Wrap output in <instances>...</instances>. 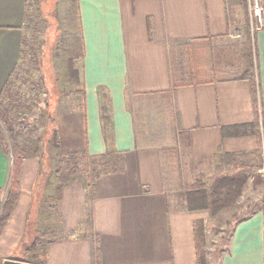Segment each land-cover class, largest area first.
<instances>
[{
    "label": "crops",
    "instance_id": "obj_1",
    "mask_svg": "<svg viewBox=\"0 0 264 264\" xmlns=\"http://www.w3.org/2000/svg\"><path fill=\"white\" fill-rule=\"evenodd\" d=\"M78 11L82 89L59 92L44 128L54 120L55 143L68 148L61 154H87L99 177L91 191L70 182L57 194L51 172L38 180L40 160L23 158L0 250L15 249L25 215L38 207L60 220L46 212L39 218L48 233L40 239L50 241L42 247L44 264H197L193 223L204 211L188 210L180 193L213 174L219 151L253 153L264 141V29L255 33V103L241 78L244 40L231 39L240 0H78ZM25 12L26 0H0V95L20 60ZM98 87L110 97L111 149ZM11 171L0 146V188ZM229 252L219 264H263L262 215L236 226Z\"/></svg>",
    "mask_w": 264,
    "mask_h": 264
},
{
    "label": "rangeland",
    "instance_id": "obj_2",
    "mask_svg": "<svg viewBox=\"0 0 264 264\" xmlns=\"http://www.w3.org/2000/svg\"><path fill=\"white\" fill-rule=\"evenodd\" d=\"M26 11L28 19L23 26V42H25V46L24 49L22 48L23 53H21L18 66L10 81L12 96L10 99L5 96V98H2V102L9 105L8 100H12L13 103L19 104L10 111V117L13 120L16 138L23 148L22 156L25 159L27 157H36L35 159L39 160L42 158L39 161L40 173L38 180H44L51 172L52 182L50 185H52L57 181L54 170L57 168L59 157L68 155L61 154V152L67 153L68 148L65 145L64 149H62V145H57L55 142H53L54 144L47 142L51 134H43L44 117H46L45 103L48 101V111L51 115H54L60 99L59 92L69 96L80 89L79 82L71 77L67 68L68 53H66V45L62 47L58 44L59 37L66 39L73 38V33L76 31L78 23L74 12H70L68 0H26ZM249 12V0H240V27L236 31L239 34V38H235V32L232 33L231 39L236 41L245 40L248 28L252 43L255 45V33L250 31ZM216 51L214 49V52ZM56 52L58 56L54 55ZM170 58L172 69L176 73L179 64L175 57V51H171ZM179 59L180 63L184 64V67L186 64L188 65V50H184ZM189 66L191 65L189 64ZM77 69H80L79 65ZM49 124L50 129L55 128L54 120ZM0 128L9 145H11L7 127L2 120H0ZM41 136L42 145L40 141ZM53 141L56 140L53 139ZM259 146L263 160L262 168L257 170L256 162L251 158L249 160V173L251 175L257 171L263 179L262 183L256 184L250 178L238 204L233 209L224 210L213 218L209 217L207 212H203L204 217L202 219L206 223L203 251L206 254L207 264H219L223 254L231 251L232 235L241 220H246L253 215L263 216L264 141ZM75 155L79 158L78 165L82 169L85 166L84 159L81 158L82 155ZM8 156L11 162V154ZM45 157L49 159L51 166L47 161H44ZM40 212L38 207H33L27 212L23 225L19 228L17 246L12 252L11 249L9 251L0 250V264L8 257L16 260H27L31 257H36V261L40 260L37 257L42 255L44 243L43 239H39L48 235V233H43L42 228L44 227L41 224L37 226L41 214L46 212V215L50 214L49 218L51 220L54 219V223L56 221L60 222L56 218L54 211H45L44 209L41 214ZM44 217H42V221L46 220ZM238 221L239 223L234 227V224ZM39 241L42 242L41 245L38 244ZM4 255L8 257H4Z\"/></svg>",
    "mask_w": 264,
    "mask_h": 264
},
{
    "label": "trees",
    "instance_id": "obj_3",
    "mask_svg": "<svg viewBox=\"0 0 264 264\" xmlns=\"http://www.w3.org/2000/svg\"><path fill=\"white\" fill-rule=\"evenodd\" d=\"M70 4V12H74L75 19L78 23L76 31L73 33V38L66 39L59 37L58 44L64 47L66 45L67 54V68L70 72L72 78L80 84V90L82 89V84L80 81V69L78 70V65H81V61L84 56L83 48V38L81 34V28L79 23V11H78V0H68ZM27 11L25 12V21L27 18ZM244 40V52L243 60L245 62V70L241 78L248 81L250 85V91L254 102L256 103V92H257V63H255L254 55L256 52L255 45L252 43L250 32H248ZM25 42H23V49ZM22 49V53H23ZM59 49V48H58ZM57 52L54 54L56 55ZM58 56V55H56ZM18 66V65H17ZM17 68V67H16ZM16 70V69H15ZM15 72V71H14ZM10 75L6 85L2 89L0 95V120L6 125L7 131L10 136L11 145H9L6 140L1 128H0V146L4 154L10 155L12 157V171L9 183L5 188H0V233L8 220L10 214L14 210L19 193V174L21 162L23 159L22 153L23 148L16 138L15 129L13 126V120L10 117V111L18 106L13 103L12 100H8V104H3L2 98L7 96L8 99L12 96V90L10 89V81L14 74ZM98 98L100 101L99 115L102 124V131L106 142L108 143V148L111 149V138H112V108L110 97L107 90L104 87H98ZM75 91L73 93H76ZM6 98V99H7ZM46 109H48V101L45 103ZM13 105V106H12ZM10 106V107H9ZM258 112V110H257ZM49 119H52L49 111L46 113ZM258 115V114H257ZM257 118V117H256ZM48 126V127H47ZM43 131L44 133L51 134L48 138V143L51 144L52 140L55 139V128L50 129V124L48 123ZM254 126L256 128V135L260 136V123L259 119L255 120ZM43 136V135H42ZM41 145L43 141L41 140ZM46 142V141H45ZM55 142V141H53ZM261 143V141H259ZM54 144V143H53ZM260 145V144H259ZM113 151V150H112ZM81 158L84 159L85 166L81 169L78 165L79 158L70 153L68 155H62L59 157V162H57V168L54 171L56 177V192L57 194L61 188L70 182L82 183L83 187L88 191H91V187L94 181L99 177L97 168L95 167V161L89 160L87 154H83ZM104 161L105 156L98 157ZM253 158L256 162V169L260 170L262 168V156L261 148L258 146L257 150L253 153H235V152H225L219 151L216 156V163L214 167V172L210 177L207 178H197L193 182L185 186L183 192L180 193L186 201V206L190 211H205L208 216L213 218L218 216L221 212L227 209H233L239 202L240 197L243 194L244 188L246 187L250 178L257 184L262 183L261 175L256 171L250 175L249 160ZM41 160V159H40ZM50 165L49 159H46ZM51 166V165H50ZM84 174V176H83ZM83 176V177H82ZM89 193V192H88ZM263 206L262 212L264 217V193H263ZM242 221V220H241ZM240 221V222H241ZM239 223V221L234 224V227ZM205 230L206 223L204 219H198L193 223L194 232V242L197 256V264H207V258L205 251H203V245L205 240ZM232 233V232H231ZM73 234L67 235L69 238ZM84 232L78 237H84ZM41 240V239H39ZM50 242L48 239L43 240V243ZM39 245L42 244L41 241L38 242ZM39 261L35 258H30L23 260L32 264H44V257L40 255ZM263 264H264V220H263Z\"/></svg>",
    "mask_w": 264,
    "mask_h": 264
},
{
    "label": "built area",
    "instance_id": "obj_4",
    "mask_svg": "<svg viewBox=\"0 0 264 264\" xmlns=\"http://www.w3.org/2000/svg\"><path fill=\"white\" fill-rule=\"evenodd\" d=\"M249 10L250 31L256 33L264 28V0H249ZM238 36L239 34L236 32L235 38ZM254 60L256 61L255 55Z\"/></svg>",
    "mask_w": 264,
    "mask_h": 264
},
{
    "label": "water",
    "instance_id": "obj_5",
    "mask_svg": "<svg viewBox=\"0 0 264 264\" xmlns=\"http://www.w3.org/2000/svg\"><path fill=\"white\" fill-rule=\"evenodd\" d=\"M1 264H32V263H29L23 260L6 258L1 262Z\"/></svg>",
    "mask_w": 264,
    "mask_h": 264
}]
</instances>
